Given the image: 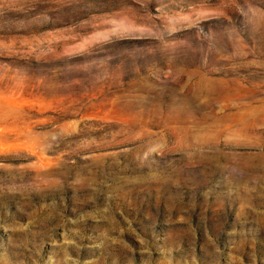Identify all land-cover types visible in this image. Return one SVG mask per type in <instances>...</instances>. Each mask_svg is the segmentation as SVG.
Here are the masks:
<instances>
[{
	"label": "rangeland",
	"instance_id": "374dc122",
	"mask_svg": "<svg viewBox=\"0 0 264 264\" xmlns=\"http://www.w3.org/2000/svg\"><path fill=\"white\" fill-rule=\"evenodd\" d=\"M0 264H264V0H0Z\"/></svg>",
	"mask_w": 264,
	"mask_h": 264
}]
</instances>
